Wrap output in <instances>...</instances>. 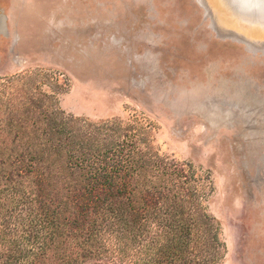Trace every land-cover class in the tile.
Masks as SVG:
<instances>
[{
    "label": "rangeland",
    "instance_id": "374dc122",
    "mask_svg": "<svg viewBox=\"0 0 264 264\" xmlns=\"http://www.w3.org/2000/svg\"><path fill=\"white\" fill-rule=\"evenodd\" d=\"M229 2L264 22V0ZM209 3L0 0V185L19 179V127L84 151L133 143L140 162L201 180L212 264H264V34L224 28ZM52 182L40 196L72 197Z\"/></svg>",
    "mask_w": 264,
    "mask_h": 264
},
{
    "label": "trees",
    "instance_id": "16d2710c",
    "mask_svg": "<svg viewBox=\"0 0 264 264\" xmlns=\"http://www.w3.org/2000/svg\"><path fill=\"white\" fill-rule=\"evenodd\" d=\"M33 132L16 130L24 144L11 165L20 180L0 185L8 200L0 264H212L218 236L202 215V182L186 164L147 165L134 156L133 143L84 151L70 136L53 142L45 130ZM61 180L71 198L38 193Z\"/></svg>",
    "mask_w": 264,
    "mask_h": 264
},
{
    "label": "crops",
    "instance_id": "0c3cea01",
    "mask_svg": "<svg viewBox=\"0 0 264 264\" xmlns=\"http://www.w3.org/2000/svg\"><path fill=\"white\" fill-rule=\"evenodd\" d=\"M209 1V4H211V10L214 11L216 19L222 20L223 23H225L226 26L224 25V28H228L230 24H232L233 29H241L243 32L241 31L240 33L242 34H247V32L264 34V22L260 24V22L257 21H250L241 13H238L229 0H215L214 3L211 2V0ZM237 24L239 25V28L235 27Z\"/></svg>",
    "mask_w": 264,
    "mask_h": 264
}]
</instances>
